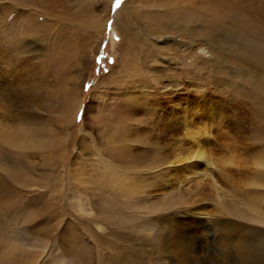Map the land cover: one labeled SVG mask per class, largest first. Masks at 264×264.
I'll use <instances>...</instances> for the list:
<instances>
[{
    "label": "rangeland",
    "instance_id": "374dc122",
    "mask_svg": "<svg viewBox=\"0 0 264 264\" xmlns=\"http://www.w3.org/2000/svg\"><path fill=\"white\" fill-rule=\"evenodd\" d=\"M238 245L264 249V0H0V264Z\"/></svg>",
    "mask_w": 264,
    "mask_h": 264
},
{
    "label": "bare ground",
    "instance_id": "6f19581e",
    "mask_svg": "<svg viewBox=\"0 0 264 264\" xmlns=\"http://www.w3.org/2000/svg\"><path fill=\"white\" fill-rule=\"evenodd\" d=\"M225 7H227V6H225ZM229 7H230V5H229ZM250 26V25H249ZM253 28V27H252ZM259 56V55H258ZM257 59V58H256ZM263 60V59H262ZM257 61V60H256ZM260 62V61H259ZM190 132H192V131H190ZM188 132L186 131L185 132V134H187ZM195 132H193V134H194ZM192 134V133H191ZM192 136H194V135H192ZM191 137V136H190ZM190 137H188V138H190ZM194 142H197L196 140L194 141ZM199 143L197 142V143H193V144H191L192 145V147L193 148H189L188 146V148H187V150H182L185 154H184V157H183V160L184 161H187V160H190V159H200V160H206V157H207V155L205 154V151H204V149H203V147H201L200 146V144L198 145ZM184 149H185V147H183ZM196 149V150H195ZM181 153V152H180ZM178 154H179V152H178ZM182 154V153H181ZM180 154V155H181ZM176 158H178V157H176ZM175 158V159H176ZM178 160H180V158L178 159ZM182 161V160H181ZM183 161V162H184ZM208 162H209V159H208ZM178 163V162H177ZM199 163V162H198ZM173 164V163H172ZM190 163H187V162H185V164H182V167H180L179 169H178V173H179V175H181L183 178H184V180H186V181H188V183H189V181L190 180H193L194 181V183L196 184V187L198 188L199 187V185H200V187H201V185H202V182L201 181H205V180H207L208 181V183L207 184H209V187L208 188H206V190H208L209 192H210V194L211 193H213V190H216V193L218 192L217 190H218V188H217V181H219L217 178L218 177H216L215 179H214V177L212 178V176L211 177H208V176H210V175H208L205 171H198V168H196V167H193L194 169H191V171H189L188 169H187V167H189L188 165H189ZM200 164V163H199ZM181 166V165H180ZM198 166V165H197ZM207 167V166H206ZM188 171H187V170ZM201 169H202V167H201ZM206 169V168H205ZM209 174H210V172H208ZM175 175V174H174ZM205 175L208 177V179L207 178H205ZM213 175V174H212ZM214 176V175H213ZM172 177V176H171ZM220 177V176H219ZM181 177H179V178H177L178 180L180 179ZM176 179V180H177ZM177 180V181H178ZM181 181V180H180ZM180 181H178V183L180 182ZM175 182V181H174ZM201 182V183H200ZM206 182V181H205ZM222 182V181H221ZM168 184H170V183H168ZM174 184H176L177 185V183H174ZM192 184V183H191ZM205 184V183H204ZM187 185V184H186ZM188 185H190V183L188 184ZM187 185V186H188ZM208 186V185H207ZM169 187V186H168ZM167 187V188H168ZM171 187V186H170ZM174 187V186H173ZM177 187V186H176ZM193 187V186H192ZM204 187V189L203 188H201V189H197L196 188V190H195V188H194V190L198 193H196L197 194V196H199V193L201 194V192L203 191V190H205V187H206V185H204L203 186ZM163 188V187H162ZM167 188H164V189H166L167 190ZM188 188H189V186H188ZM212 188V189H211ZM156 190H158V188L156 189ZM160 190H161V188H160ZM160 190H159V192H160ZM175 190V189H174ZM184 190V189H183ZM191 190V189H190ZM194 190H193V192H194ZM198 190V191H197ZM205 190V191H206ZM153 191V190H152ZM161 191H163V189L161 190ZM171 191V190H170ZM192 191V190H191ZM208 191H206V194L204 193V191H203V194H201V195H210V194H207V192ZM154 192V191H153ZM157 192V191H156ZM169 192V191H168ZM187 192H188V190H187ZM208 192V193H209ZM158 193V192H157ZM162 193H164V191L162 192ZM167 193V192H166ZM166 193H165V195H166ZM185 193V192H184ZM195 193V192H194ZM160 194V193H159ZM158 194V195H159ZM214 194V193H213ZM155 195H157V194H155ZM160 195H163V194H160ZM217 195V194H216ZM214 196V195H213ZM166 197V196H165ZM190 197H192V196H190ZM210 198V196H207V198ZM202 198V196L200 197V199ZM191 199V198H190ZM217 199V198H216ZM220 199V198H219ZM162 200H163V198H162ZM198 200V199H197ZM217 201V200H216ZM192 202V201H191ZM200 202V201H199ZM203 207H204V205H203ZM202 208V207H201ZM203 211V210H202ZM208 211V210H207ZM146 224V223H145ZM149 224V223H148ZM146 226V225H145ZM136 227V226H135ZM142 228V227H141ZM136 229H138L139 230V227H137ZM182 232V231H181ZM173 234V233H172ZM171 234V235H172ZM179 235V234H178ZM187 235V234H186ZM176 236H177V234H176ZM188 236V235H187ZM184 237V236H183ZM183 237H181L180 236V238H183ZM176 238V237H175ZM178 239V238H177ZM184 239V238H183ZM181 240V239H180ZM180 242H182V241H180ZM181 244H183V243H181ZM185 244V243H184ZM192 244V243H191ZM170 245V244H169ZM198 245V244H197ZM171 246V245H170ZM239 247H238V249H237V251H238V253H239V257L241 258V260H240V264H264V249H261V250H259L258 252H255V254H254V252H251V253H249V252H247L248 250H249V248L247 247V248H245L243 245H238ZM172 247V246H171ZM170 247V248H171ZM172 249V248H171ZM178 249H181V248H178ZM184 256H189V258H190V253L193 251V245H189L188 243L187 244H185L184 245ZM197 249V248H196ZM182 250V249H181ZM206 250V249H205ZM177 251V250H176ZM183 253V252H182ZM183 256V254L181 255V257ZM183 258V257H182ZM119 264H138V262L139 261H137V260H135V261H132V260H130L128 257H124L122 254H120V255H118L116 258H114ZM127 259H129V260H127ZM181 259V258H180ZM184 259H186V258H184Z\"/></svg>",
    "mask_w": 264,
    "mask_h": 264
},
{
    "label": "snow or ice",
    "instance_id": "6c2138e0",
    "mask_svg": "<svg viewBox=\"0 0 264 264\" xmlns=\"http://www.w3.org/2000/svg\"><path fill=\"white\" fill-rule=\"evenodd\" d=\"M86 90H89V86H86ZM81 118H83V117H81Z\"/></svg>",
    "mask_w": 264,
    "mask_h": 264
}]
</instances>
